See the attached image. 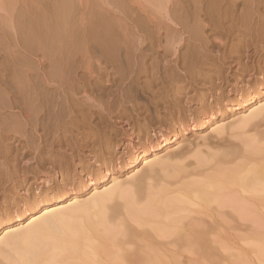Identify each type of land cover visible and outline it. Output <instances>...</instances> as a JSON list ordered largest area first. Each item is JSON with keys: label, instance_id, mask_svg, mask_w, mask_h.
Listing matches in <instances>:
<instances>
[{"label": "bare ground", "instance_id": "6f19581e", "mask_svg": "<svg viewBox=\"0 0 264 264\" xmlns=\"http://www.w3.org/2000/svg\"><path fill=\"white\" fill-rule=\"evenodd\" d=\"M193 1L195 8L191 13L189 12L190 14L180 13L188 10L177 13L183 16V19L186 17L184 23L191 15L193 22L191 21L190 24H193V27L191 26V30L185 29L189 32L186 31L189 37L194 40L189 44H181V42L175 45L170 41V44L165 42L167 46H163L165 44H161L160 40L165 36L159 40L160 44L153 43L154 38H151L152 43L148 44L142 38V33L148 31L145 30L148 28L143 29L139 25L138 30L133 27V30L131 29L133 38L124 41L125 35L122 34L125 33L126 24L124 21L122 22L125 25L119 22L120 19L126 18H122L124 14L121 13L128 12L125 10L126 0H116L118 4L111 3L112 0L96 1L93 6L95 9L98 7L99 12L92 13L96 18L91 16L92 22L89 23L92 24L87 23L81 32L79 30L82 43L79 37V44L75 43L77 39L73 43L70 42L74 40L78 31L75 34H68L66 31L67 34L61 33V38L55 40L59 34L56 32L53 39L52 36L49 38L52 42L48 39L50 43L47 45L48 49L46 48L52 56L31 59L34 61L29 63L30 60L28 61L25 58L27 55L24 54L29 50H23L22 54L25 56H22L23 59L20 58V61L23 62L22 64H29V72L21 71L22 73L18 75H15V72L14 76H5V78H2L5 73L0 76V173L2 176L6 173L9 177L13 174L18 175L21 173L20 169L24 167L23 177H27L26 169L32 164L28 161L25 162L26 164L19 163L27 155H32L31 160L36 163L34 167L39 172L37 179L41 183L48 184L51 181V178L48 179L46 176V166L51 164L53 168L57 164L63 165L60 166L61 173L65 172L69 175L68 178L79 182L75 187L58 188L56 192L49 190L45 194L40 193L43 189L38 185L40 195L25 208L17 197L16 200L12 199L13 204L19 208L13 211V214L8 210L6 215L0 216V230L4 233L0 238V256H2L0 258L4 260L6 257L4 254L8 253L7 247L4 250L2 244L14 248L13 254L15 250L17 254H12L15 260L9 258V263L1 261L0 264H186L179 259L180 255L188 256L196 252L212 255L223 249L225 239L237 234L242 220L251 222L254 232L255 229L258 230L256 225L260 227L258 231L256 230L260 242L255 248L264 261V212L261 210V206H264V102L261 99L264 96V67L259 71L260 75L257 79H253L255 81L251 83L250 87H254L252 93L248 90L250 88L239 89V81L230 83L221 74L220 76L215 74L216 79L208 77L210 72H206L205 69L211 68L212 64L209 67L205 64L209 59H211L210 63L214 60L211 52L215 49L216 52L221 53L220 60L229 57L225 55L229 48L228 44L222 43L221 39L216 40L221 37L220 35L225 37L236 35L237 47L243 49L242 55L245 54L247 59L259 55L261 48L257 44L260 41L256 42L260 39L264 41V0ZM85 2L87 1L83 3ZM68 4L69 0L67 6H70ZM113 4L119 10L116 9L114 11L117 13L110 14L109 7ZM162 4L158 5L163 7ZM137 19L134 24L139 23L136 22ZM204 21L207 24H204ZM185 25L184 28L187 26ZM169 28H165L167 38L170 34ZM161 30L155 31L161 32ZM204 31L211 32L204 38L205 34L202 35ZM151 33L152 30L150 33L147 32V34ZM183 33L185 34V31ZM160 35L162 36V33ZM175 35L177 36V33ZM223 37L222 40L225 39ZM91 38L93 40H90ZM43 44L41 43V46H46ZM25 45L23 44L22 47ZM37 46L40 49V45ZM15 50L10 51L14 54ZM169 52H174V57L171 58ZM14 55L11 64L17 68L21 65L18 62H21H16ZM9 61L10 59L6 63ZM163 61L167 62L166 65L164 63L165 66L160 65ZM231 61V63L236 61L232 67L235 66L237 72L240 71L242 74L252 72L251 69H247L246 62L244 64L243 61L242 64L240 60L237 62L238 59ZM184 62L187 63L186 65L189 62L195 64L199 69L205 66L206 71H204L208 75L204 76L205 72L201 74L203 76L197 73L189 74L184 68L188 70L187 67L192 64L186 66ZM182 63L186 67L183 68ZM25 64L24 67H28ZM181 68L184 69V74L179 71ZM221 68L224 70V67ZM193 70L189 71L193 72ZM146 76L150 79L146 80ZM203 82L211 83L209 89L202 93L200 88V93L191 94L190 88ZM225 83L230 87L228 92L225 90V93L219 92L222 88L218 90V85ZM203 87L205 88V85ZM239 90L242 91L240 96L232 97L229 94L230 91L240 93ZM211 97L213 99L209 105L210 101L207 99ZM138 99H145L147 102L144 104L143 100L140 104ZM128 102H132L133 109L128 107ZM243 107L251 108L249 115H241L228 122L222 119L219 124L213 120L214 116L216 117V114L223 109L233 112ZM112 108H118L119 111L114 110L118 113L112 111ZM128 108L131 109L129 112ZM104 110L109 112L107 115L111 111L114 112L117 121L114 122H119L118 125H121V128L117 129H121L120 141L125 144L127 150H124L125 155L122 157L123 166L135 167L141 161L144 167L128 180L113 177L109 187L96 190L89 198L78 199L76 194L84 186L83 180L79 181V179L87 175L85 181L89 184L102 183L105 181L107 174L105 172L109 170V164L113 161L119 165L120 162L119 158L116 161L117 155L115 156L114 153L115 158L112 154L108 155L109 159L105 156L108 146L104 151L100 149L102 152L98 150L101 144L99 147L96 146L103 140L90 138V127H87L90 128L89 131L83 127L84 132H79L81 136L77 132L78 127L82 128V123H87L96 113V117L99 118L97 121L98 118L95 117L98 126L96 122L91 123L94 127L97 126L99 131L102 129L101 133L103 129L106 130L107 126L100 125L103 123L108 125L107 122H111L112 118L107 121L105 113L103 114ZM198 112L199 115L196 116ZM141 120H144L143 123ZM152 120L157 124L151 123ZM213 123L217 125L210 129L211 134L200 136L202 142L196 141L197 139L191 140L187 136L181 140L177 138L180 131L187 132L192 127L201 129ZM93 124L89 123V125ZM71 126H78L75 127L77 133L71 134L67 130L70 132L67 135L65 128ZM92 130V135L96 136L98 133ZM114 131H111L112 134L115 133ZM250 131L254 134L251 135ZM174 142H177L178 148L171 149V144ZM165 149L168 150L166 157L152 158V155H156L159 150ZM60 153H65L67 157L73 159L74 166L70 161L67 162L66 156L64 158L67 161L64 162L68 164H64L61 155L60 162L58 160ZM85 153L91 156L90 161H88L89 157L86 160L88 161L86 164L81 162L87 158H84L85 155L87 156ZM21 156L25 157L21 159ZM80 163H83L81 172L77 171V165ZM95 166L97 168H94ZM4 179L11 180L5 176ZM24 181L26 179L19 181L21 187H24ZM1 183L4 184L2 181ZM18 191L22 190L18 189ZM73 196L76 199L65 204ZM39 211L43 213L36 216L35 213ZM26 217H32L26 226L14 227V223L21 224ZM190 258L186 262H189Z\"/></svg>", "mask_w": 264, "mask_h": 264}, {"label": "rangeland", "instance_id": "374dc122", "mask_svg": "<svg viewBox=\"0 0 264 264\" xmlns=\"http://www.w3.org/2000/svg\"><path fill=\"white\" fill-rule=\"evenodd\" d=\"M66 1V2H65ZM72 1V2H71ZM84 1H87V2H85V3H83ZM96 1H102V0H96ZM96 1L95 0H69V4H70V6H67V3H68V0H0V76L1 75H3L4 73V75L2 76V78L4 77L5 78V76H10V75H13L15 72H16V74L15 75H18V74H21L22 72H29V70H30V68H29V64L27 63V65H28V67H24V64H22L23 62H21L20 60V58H22V56H25V55H27L25 58H27L28 59V61H29V63L31 62V61H34V60H31V59H35V60H37V59H39V58H43V57H47V56H52L49 52H48V47H47V45L50 43V42H48L49 40H51V39H53L56 35V32L58 33L59 32V36L57 35V38H55V40L56 39H60L61 38V36H62V34H69V33H72V34H75L77 31V33L75 34L76 35V37L74 38V40L73 41H70L71 43H73L76 39H77V41H75V43H77V44H79L80 42L82 43V41H83V39L81 40V37H79V34L78 33H80L81 32V30H82V28H83V26L84 25H86L87 23L89 24V25H91L92 23H89L90 21L92 22V20H91V18L94 16L95 18H96V16L95 15H93V14H95V13H97V11L99 12V8L98 7H96V9H95V3H96ZM116 0H114V2H113V0H112V2L111 3H117L118 4V2H115ZM119 1H121V0H119ZM164 2L163 4L161 3V2ZM162 1H160L159 2V0H158V2L156 3V0H126V11H128V12H122L121 13V15L122 14H124V15H122V18H125L124 20L123 19H120V22L119 23H121V24H123V25H125V27L124 28H126L125 30H124V32L125 33H123L122 35H125V37L124 36H122V37H124L123 39H124V41H128V40H131L132 38H133V35H131V29L133 30V28L134 29H136L137 28V30H138V25H139V27H141V28H148V29H145V30H148V31H145V32H143L142 34H143V37L142 38H144V41L145 42H147L148 44L150 43H152L151 42V40L153 41V43L155 42V43H157V44H160L159 42L161 41L162 43L161 44H165V42H167V43H169L170 41V43L171 44H175V45H177L176 43H178V44H180L181 42V44H186V43H190L191 42V40H193L192 38H190L189 37V32L187 31V30H191L192 29V27H193V24H190L191 23V21H192V18H191V15H189L190 16V19L189 20H187L186 21V23H184V20L186 19V17L183 19V16H179V14H177V13H179L180 11H186V10H188V11H186V12H180V13H185V14H188L189 12L191 13L193 10H194V8H195V4H194V1L193 0H169L168 2H170V3H168L167 1H165V0H162ZM189 1V2H188ZM95 2V3H94ZM140 2V3H139ZM152 2V3H151ZM66 3V4H65ZM129 3H130V5H129ZM163 5V7H161V6H159V5H161V4ZM166 3V4H165ZM182 3V4H181ZM54 4V5H53ZM56 4V5H55ZM68 4V5H69ZM115 4H113L112 6H110L109 7V13L111 14H113V12H115V13H117L116 11H118L119 10V8L118 7H114V5ZM159 4V5H158ZM184 4V5H183ZM189 4V5H188ZM62 5V6H61ZM65 5V6H64ZM89 5V6H88ZM94 5V6H93ZM133 5H134V7H133ZM60 6V7H59ZM66 6L68 7V8H66ZM130 6V7H129ZM159 6V7H158ZM64 7V8H63ZM71 7V8H70ZM94 7V8H93ZM136 7V8H135ZM167 7V8H166ZM55 8H57V9H55ZM90 8V9H89ZM93 8V9H92ZM133 8V9H132ZM187 8V9H186ZM63 9H65V10H63ZM69 9V10H68ZM81 9V10H80ZM89 9V10H88ZM117 9V10H116ZM127 9H130V10H127ZM179 9V10H178ZM53 10V11H52ZM96 10V11H95ZM113 10V11H112ZM114 10H116V11H114ZM151 10V11H150ZM164 10V11H163ZM166 10H167V12H166ZM138 11V12H137ZM55 12V13H54ZM58 12V13H57ZM64 12V13H63ZM69 12V13H68ZM91 14H90V13ZM94 12V13H93ZM170 12V13H169ZM66 13H68V14H66ZM85 13V14H84ZM87 13L90 15H88L87 16ZM93 13V14H92ZM140 13V14H139ZM143 13V14H142ZM165 13V14H164ZM189 13V14H190ZM51 14H52V16H51ZM60 14H61V16H60ZM127 14V15H126ZM163 16H162V15ZM167 14H169L167 17H166V15ZM177 14V15H176ZM64 15L65 16H67V17H64ZM126 15V16H125ZM151 15V16H150ZM176 15V16H175ZM182 15V14H181ZM44 16V17H43ZM54 16V17H53ZM92 16V17H91ZM100 16V15H99ZM148 16V17H147ZM158 16V17H157ZM179 16V17H178ZM185 16V15H184ZM61 17V18H60ZM83 17V18H82ZM91 17V18H90ZM132 17V18H131ZM175 19H173V18ZM176 17V18H175ZM179 19H178V18ZM180 17H182L181 19L182 20H180ZM38 18V19H37ZM41 20H40V19ZM54 18H56L55 20H54ZM60 20H59V19ZM65 20V21H63V19ZM82 18V19H81ZM87 18H88V20L89 21H87ZM90 18V19H89ZM140 19V18H144L145 20H143L142 21V19L141 20H139L138 21V19L136 20V22H139V23H136V24H134L135 23V19ZM169 18V19H168ZM189 18V17H188ZM49 19V20H48ZM52 19V20H51ZM69 19V20H68ZM73 19V20H72ZM150 19V20H149ZM154 19V20H153ZM165 19V20H164ZM177 19V20H176ZM68 20V21H67ZM82 20V21H81ZM148 20V21H147ZM163 20H164V22H163ZM172 20H174V22L172 21ZM39 21V22H38ZM57 21H59V23H57ZM122 21H124L125 22V24H124V22H122ZM161 21V22H160ZM180 21H183V22H180ZM53 22H55V23H53ZM65 22H67V23H65ZM127 22V23H126ZM145 22V23H144ZM147 22H149V23H151V24H148ZM155 22V23H154ZM171 22V23H170ZM180 22V23H179ZM193 22V21H192ZM52 23H53V25H55V26H53L52 25ZM75 23V24H74ZM101 23V22H100ZM147 24V25H144V24ZM163 23V24H162ZM173 23V24H172ZM178 23V24H177ZM189 25H188V24ZM48 24V25H47ZM60 24V25H59ZM67 24V25H66ZM143 24V25H142ZM158 24V25H157ZM181 24L183 25H185L186 26V28H184V25L183 26H181ZM204 24H207L206 23V21H204ZM57 25H59V28H58V26ZM64 25V26H63ZM70 25H73V26H71L72 28H73V30H72V28L70 27ZM80 25V26H79ZM122 25V26H123ZM129 25V26H128ZM137 25V26H136ZM141 25V26H140ZM149 25V27H147ZM161 25V26H160ZM167 25V26H166ZM77 26V27H76ZM79 26V27H78ZM117 26V25H116ZM131 26V27H130ZM145 26V27H144ZM162 26H163V28H162ZM172 27V28H169V27ZM179 26V27H178ZM192 26V27H191ZM39 27V28H38ZM49 27H51L50 29H49ZM57 27V28H56ZM66 27V28H65ZM74 27H75V29H74ZM133 27V28H132ZM150 27H152V29L150 28ZM190 27V28H189ZM41 28V29H40ZM71 28V29H70ZM161 28H162V30H161ZM167 28H169L168 30L170 31L169 33L170 34H172V35H170V37H169V35H168V38H167V36H166V29ZM180 30H179V29ZM40 31H39V30ZM58 29H59V31H58ZM62 29H63V31H65V32H63L62 31ZM67 29V30H66ZM77 29V30H76ZM158 30L159 31V29L161 30V32H158V31H155V30ZM164 29V30H163ZM172 29V30H171ZM179 30V31H177V30ZM185 29H187V30H185ZM56 30V31H55ZM75 30V31H74ZM79 30H80V32H79ZM150 30H152V33L151 34H147V32H149L150 33ZM45 31V32H44ZM66 31H67V33H66ZM128 31H130V32H128ZM164 31V32H163ZM173 31V32H172ZM182 31V32H181ZM185 31V34L183 33ZM188 33H187V32ZM54 32V33H53ZM126 32H127V35H128V39H127V35H126ZM156 32V33H155ZM175 32V33H174ZM181 34H180V33ZM209 32H211V31H208V32H206L205 33V31L204 32H202V35L203 34H205V35H203V37L205 36H208V33ZM14 33V34H13ZM41 33V34H40ZM50 33H52V34H54V35H52V34H50ZM62 33V34H61ZM129 33V34H128ZM146 33V34H145ZM162 33V36L160 35V34ZM177 33V36L175 35ZM11 34H12V36H11ZM37 34V35H36ZM153 34V35H152ZM156 34V35H155ZM180 34V35H179ZM188 35V37H187V35ZM40 35H41V38H40ZM130 35V36H129ZM141 35V34H140ZM148 35H150V37H147ZM157 35H159V36H157ZM178 35H179V37H178ZM184 35H185V38L187 39H185V38H183L184 37ZM51 36H52V38H51ZM64 36V35H63ZM145 36V37H144ZM163 36H165V37H163ZM221 37H219L218 39H216V40H220L221 39V42L223 43H227L228 44V46H229V48H228V50H227V54H225L226 55V57L227 56H229V57H227V58H225L224 60H220L221 58H220V52H216L215 50L213 51V52H211V56H213V58H214V62L212 63H210L209 61H211V59H209L208 60V62L206 63V64H208V65H206L205 64V66L207 67H209L211 64V68L209 67L208 69L207 68H205V66H203L204 68L202 69V67H200V69H201V71H200V69L198 68V67H196L195 66V64L193 65L192 63V65L190 64V62L188 63V65H186L187 63H185L184 62V64L186 65V66H190V67H187V68H189L188 70L186 69V68H184V67H186V66H184V64L182 63V66H183V68L185 69H183V68H181V69H179V71L182 73V74H184L185 72L184 71H186V72H189V74H193V75H195V73H197V75H199L200 74V76H203V75H201V74H203V72H210L209 73V75L205 72L204 73V76H206V75H208V77L210 76V78L212 77V79H213V77H215L214 79H216V75H218V76H220V74L221 75H223V76H225L228 80L227 81H230V83H236L237 81H239V89L240 88H243V89H247V88H250V89H248L249 91H250V93H252L251 91L254 89V87H250L251 86V83H253L256 79H257V77L260 75V70L262 69V67H264V41L262 40L261 41V39L260 40H258L256 43H258L259 41V43L257 44V45H259V48H261V50H260V53H259V55H255V56H253V58H250V59H247L244 55H242V52L244 53V51H243V49H239L238 47H237V45L238 44H236L237 42L236 41H238L237 40V36L236 35H232V36H228V38H227V36L225 37V35H220ZM224 36V37H223ZM236 36V37H235ZM34 37H36V38H34ZM78 37L80 38V42H79V39H78ZM129 37H131V38H129ZM141 37V36H140ZM157 37V38H156ZM161 37H163V38H166L165 40L162 38V40H160L161 39ZM176 37V38H175ZM202 37V36H201ZM202 37V38H203ZM204 37V38H205ZM222 37L223 38H225V39H223L222 40ZM233 37H234V39H233ZM32 38V39H31ZM39 38V39H38ZM49 38H51V39H49ZM152 38V39H151ZM155 38H156V40H155ZM159 38V39H158ZM190 39V41H189V39ZM203 38V39H204ZM236 38V39H235ZM49 39V40H48ZM122 39V40H123ZM158 39V40H157ZM167 39H170L169 41H166ZM177 39V40H176ZM185 39V40H184ZM234 40V41H232V40ZM264 39V38H263ZM54 40V41H55ZM90 40H93V38H91ZM148 40V41H147ZM160 40V41H159ZM179 40V41H178ZM183 40V41H182ZM236 40V41H235ZM28 41V42H27ZM40 41V42H39ZM187 41V42H186ZM189 41V42H188ZM194 41V40H193ZM226 41V42H225ZM32 42V43H31ZM36 42H39L38 44L40 45V49L42 50H40L39 49V47L37 46L38 44H36ZM45 42V44H43ZM51 42H52V40H51ZM220 42V41H219ZM41 43L43 44V45H46V46H41ZM166 43V44H167ZM169 43V44H170ZM23 44L25 45V47H22L23 46ZM31 46H30V45ZM33 44V45H32ZM163 45V46H167V45ZM168 44V46H171V45H169ZM28 45V46H27ZM35 45V46H34ZM32 46H33V48H32ZM173 46V45H172ZM231 46H233L232 48H231ZM10 47H12V48H10ZM18 47H20V48H18ZM37 47V48H36ZM43 47H45V49L43 48ZM7 48V49H6ZM19 49V50H21V51H19V50H17V51H19V52H17L16 50H15V52H17V54L14 52V54H12V52L10 51L11 49H12V51H14V49ZM47 48V49H46ZM236 48V49H235ZM27 49V50H26ZM38 49V50H37ZM44 49V50H43ZM231 49H233V50H231ZM235 49V50H234ZM28 51V52H24V51ZM239 50V51H238ZM6 51H8L7 53H6ZM32 51V52H31ZM35 51V52H34ZM37 51H39V52H37ZM44 51V52H43ZM48 52V53H46V52ZM184 51V50H183ZM230 53H229V52ZM237 51V52H236ZM262 51V52H261ZM22 52H24V54L25 55H23L22 54ZM9 53H10V55H9ZM19 53H20V55H19ZM28 53V54H27ZM31 53V54H30ZM46 53V54H45ZM170 54H169V56L172 58V56L174 57V52H169ZM172 53V54H171ZM184 53H185V51H184ZM216 53V54H215ZM218 53H219V55H218ZM8 54V55H7ZM213 54V55H212ZM230 54V55H229ZM13 55L15 56V59H16V62H18V61H20L21 63H19L18 62V64H21V65H18V67L16 68L15 67V65H13V64H11L12 63V60H13ZM29 55V56H28ZM218 55V56H217ZM238 55V56H237ZM9 56H10V58H9ZM242 56V57H241ZM259 56V57H258ZM13 57V58H12ZM29 57H30V59H29ZM216 57V58H215ZM218 57V58H217ZM242 58V59H240V58ZM244 57V58H243ZM263 57V58H262ZM7 58H8V60L10 59V63L8 62V63H6L8 60H7ZM17 58H19V59H17ZM220 58V59H219ZM23 59V58H22ZM238 59V61L237 62H240L241 61V63L243 62L244 64H245V62H246V67H247V69L248 70H250L251 69V71L252 72H248V73H245V74H242V73H240V71H238L237 72V69H236V67L235 66H233L232 67V65L233 64H235L236 63V61H234V63H231L232 61L231 60H237ZM5 60V61H4ZM240 60V61H239ZM251 60V61H250ZM23 61V60H22ZM263 61V62H262ZM3 62V63H2ZM222 62V63H221ZM225 62V63H224ZM164 63H165V61H163V63H160V65H162V66H165L166 64H167V62L165 63V65H164ZM210 63V64H209ZM218 63V64H217ZM221 63V64H220ZM228 65H227V64ZM242 63V64H243ZM9 64V66L10 65H12V66H7ZM217 64V65H216ZM6 65V66H5ZM26 64H25V66H27ZM221 68V67H224V70L221 68V69H219V67ZM257 68H256V67ZM6 67H8V68H6ZM191 67H192V69H194L193 70V72L192 71H189V70H192L191 69ZM196 69H195V68ZM249 67V68H248ZM260 67V68H259ZM5 68V69H4ZM14 70H13V69ZM19 68V69H18ZM21 68V69H20ZM25 68H27V69H25ZM213 68V69H212ZM228 68V69H227ZM230 68V69H229ZM9 69H10V71H9ZM29 69V70H28ZM198 69H199V71H198ZM211 69V70H210ZM218 69H219V71H218ZM236 69V70H235ZM8 72H7V71ZM11 70H12V72H11ZM24 70V71H23ZM184 70V71H183ZM205 70V71H204ZM209 70V71H208ZM223 70V71H222ZM18 71H20V72H18ZM22 71V72H21ZM163 71V70H162ZM196 71V72H195ZM254 71V72H253ZM9 72H11L10 74H9ZM161 72V71H160ZM199 72V73H198ZM202 72V73H201ZM257 72V73H256ZM6 74H8V75H6ZM216 74V75H215ZM213 75H215V76H213ZM250 77H249V76ZM14 76V75H13ZM239 77V78H238ZM254 77V78H253ZM0 79H1V77H0ZM144 79H145V77H144ZM150 79V77L148 78L147 76H146V80H149ZM238 79V80H237ZM253 79H255V80H253ZM203 83H204V85H205V88L203 87L204 85H203ZM203 83H201V84H198V86L197 85H195L196 87H194V86H192L190 89H192V92H191V94H194V93H200V90H202L201 92L203 93L204 92V90L205 91H207L208 89H209V84L211 85V83L210 82H207L206 84H205V82H203ZM227 85V86H226ZM220 86H222V87H220ZM207 87V88H206ZM195 90H194V89ZM201 88V89H200ZM218 90H219V88H222V89H220L219 90V92H224L225 93V91L226 92H228L227 90H228V88H230L229 86H228V84L227 83H225V85L224 84H221V85H218ZM227 88V89H226ZM198 91H197V90ZM200 89V90H199ZM225 90V91H224ZM194 91V92H193ZM240 91V90H239ZM242 93V91H240V93H237V92H234V91H230L229 92V94L232 96V97H234V96H240L239 94H241ZM227 94V93H226ZM225 94V95H226ZM228 95V94H227ZM212 97L211 98H209V99H207V100H209L210 102H208V104L210 105L211 104V102H212ZM262 99V102H264V96L261 98ZM139 100V103L140 104H142V102H143V100H144V104L147 102L145 99H138ZM141 100V101H140ZM130 102H128V107L130 108L131 107V109H133L132 108V102L129 104ZM137 103H138V101H137ZM213 103H215V102H213ZM132 104V105H131ZM130 105V106H129ZM118 107V106H117ZM118 108H121L120 106L118 107ZM118 108H116L118 111H119V109ZM128 108V112L131 110V109H129ZM113 109V108H112ZM111 109V110H112ZM115 108L112 110V111H117ZM226 109H223L222 110V112H220V113H218V114H216V117L214 116V118H213V120L215 121V122H218V124H219V122H222V119H224V121H230V120H232V119H234V118H236V117H240L241 115L242 116H247V115H249V113H250V110H251V108H248V107H243V108H241V109H237V110H235V111H231V110H228V111H225ZM105 112H103V114L105 115V117H107V118H109V119H107L106 118V120L107 121H110L111 120V118H112V120H111V122H107L106 120H105V122H107V123H109V124H111V126L108 124V125H106L105 123H103V124H101L100 126H102V125H105V126H107V131L105 130V129H103V131H102V133H101V130L99 131L97 128V121H99V118L98 117H96V115H97V113L96 114H94L95 115V117H96V119H97V121H96V119H95V117L93 116V120L90 118L89 119V123L90 124H93V123H91L92 121L93 122H96L95 124L97 125V126H95L94 127V124L93 125H89V123L87 122V123H85V124H87V126L84 124V123H82L83 124V126H81L82 124H80V126L82 127V128H80V127H78V126H75V127H78V130L74 127V126H71V127H68V129L67 128H65V130L67 131V130H69L70 132H71V134H72V132H73V134L76 132V130H77V132H78V134H80V136H81V133H79V132H81V131H83L84 129H83V127H85V129H87V127H90L91 128V130L92 129H94V131L96 132V134L98 133H101L100 135H96V136H99L98 138L96 137V136H93L92 134H93V130H92V133L90 132L91 130H90V128H88L87 130L89 131V134H90V138H96V139H98L97 141H100V139L101 140H103V141H100L98 144L99 145H97L96 147H99L100 146V144H101V146L100 147H102L105 143L107 144V145H104L102 148H100L99 147V151H101L102 149V151H104L106 148H107V146H108V148L106 149V151L107 152H105L104 154H105V156L109 159L110 157H108V155L110 156V154H112L113 155V153H114V155L117 157V159H116V161L118 160V158H119V160L118 161H120V162H118V164L119 165H117V163H114L113 161H112V163L111 164H109V170H106V172L105 173H107L106 174V176H105V181L104 182H102V183H99V184H89L87 181H85V178L87 177V175L86 176H83V178L82 179H79V181H82V182H84L83 184H84V186L82 187V189H81V191H79L78 192V194H76L78 197V199H86V198H89V197H91L93 194H94V192L96 191V190H103V189H105V188H107V187H109L111 184H112V182H111V179L113 178V177H119V179L120 180H123V179H127L128 180V178L129 177H132L134 174L136 175V173H138V172H140V170L142 171L143 170V167H144V164H143V162H138L137 163V165L135 166V167H129V168H125L124 166H123V158L122 157H124V152L125 151H127L126 149H125V144H123L122 143V141H120V139H121V135H120V130L121 129H117V128H121L120 126L121 125H118L119 124V122L118 123H115V122H117L116 121V116H114L115 114H114V112H112L111 111V113L109 114V115H107L109 112L107 111V110H104ZM225 111V112H224ZM199 112H200V114H201V109H199ZM199 112H198V114H196V116H198L199 115ZM115 113H118V112H115ZM137 112L135 111V114H136ZM235 113V115H233ZM107 115V116H106ZM109 116V117H108ZM115 119V120H114ZM95 120V121H94ZM115 121V122H114ZM142 121V123H143V121L144 120H141ZM112 122H114V124L112 123ZM151 123H156L155 122V120H152V121H150ZM149 122V123H150ZM157 124V123H156ZM89 125V126H88ZM159 125V124H158ZM157 125V126H158ZM215 125H217V123H213L211 126H209V127H204V128H201V129H193V127L191 128V130H189V131H187V132H184V131H180L179 132V135H178V139L179 140H181V139H183L185 136H187V137H190V139L192 140H195V139H197L196 141H198V142H200L201 141V137L203 136H205L206 134H211V128H213V126L215 127ZM116 126V127H115ZM164 126H166L167 127V125H164ZM109 127H111L112 129H114L113 127H115V131L114 130H112L111 128H109ZM163 127V126H162ZM161 127V128H162ZM70 128V129H69ZM75 128V129H74ZM80 128V129H79ZM263 128H264V126H263ZM71 129L73 130L74 129V131H71ZM97 129V130H96ZM109 129H111V130H109ZM87 130H85V132L87 131ZM158 131H159V127H158V129H157ZM69 131H67L66 132V134L68 133H70ZM88 131L86 132V133H88ZM114 131L115 133H113L112 134V132ZM210 131V132H209ZM76 132V133H77ZM84 132V131H83ZM106 132V134H104L103 135V133H105ZM117 132V133H116ZM75 133V134H76ZM109 133V134H108ZM183 133H184V135H183ZM186 133V134H185ZM249 133V132H248ZM67 134V135H68ZM250 134L252 135V134H254L253 133V131L251 132L250 131ZM249 134V135H250ZM94 135H95V133H94ZM110 135V136H109ZM112 135V136H111ZM183 135V136H182ZM103 136V137H102ZM110 137V139L109 138H107V137ZM201 136V137H200ZM104 138V139H103ZM201 138V139H200ZM104 140H106L105 142H104ZM110 141V142H109ZM202 141H203V139H202ZM201 141V142H202ZM121 142V143H120ZM102 143H103V145H102ZM114 147V149H113V147ZM178 146V144H177V142H174V143H172L171 144V149H175V148H178L177 147ZM109 148H110V150H112V152L109 150ZM170 148L168 149V150H170ZM101 149V150H100ZM109 150V151H108ZM114 150V151H113ZM125 150V151H124ZM168 150H159L158 151V153L156 154V155H152V158H155V157H160V156H165L166 157V153L168 152ZM101 151V152H102ZM194 151V150H193ZM56 153H57V151H56ZM63 154H64V156H63ZM60 153L59 154V157H58V160L60 161V160H62V158H64L65 156H66V154L65 153ZM85 154H87V156L85 155V157H84V154H82V157H84V158H86V159H84V158H82V157H80V158H82V160L83 161H81V162H85V164L86 163H88V161H90V157L88 156V153H85ZM60 155H61V157L62 158H60ZM114 155H113V157H114ZM119 156V157H118ZM25 156H21V159H23ZM32 155H27V157H25L23 160H22V162L21 163H19L20 165L21 164H26L25 162L26 161H28L29 162V164H32L30 167H28L27 169H26V167H25V169H26V173H25V176L27 175V177H23L24 176V172L23 171H25L23 168L24 167H22L20 170H21V173H19L18 175L16 174H13V176L11 175V177H9V174L8 173H6V174H4V176L5 177H7V178H11V180L10 179H4V176H2V173H0L1 175H0V178H2V180H0V183H1V181L4 183V184H2L1 186H0V216H3V215H6V212L9 210L10 212H11V214H13L15 211H17V209L19 208V206L17 207L15 204H13V201H12V199L13 200H16V197L18 198V200H19V202L21 201L22 202V207L23 208H25L26 206H29V204H32V202H33V200L38 196V195H40V193L41 194H45V193H47L49 190H53V192H56V190H58V188H60V189H62V188H64V187H68V188H70V186H73V187H75V185L76 184H78L79 182H76L75 180H73V179H71V178H68L69 177V175H67V173H65V172H62L61 173V171H60V166L61 167H63V165H58L57 164V166H55L54 168L52 167V164L51 165H49V164H47V165H49L48 167H50V168H48L47 166H46V170H47V174L49 173V174H51V175H47L46 174V172H45V170H44V172H45V174H46V176L48 177V179H50L51 178V181L47 184L46 182L44 183V182H40V180L39 179H37L38 177H39V172H38V170L34 167V166H36V163H33V161L34 160H31L32 158ZM67 157V156H66ZM88 157H89V160H88ZM60 158V159H59ZM69 157H67L66 159L68 160H66L65 158V160L63 159L62 161L64 162V161H67V162H69L70 161V163L74 166V163H75V161L72 159H68ZM115 158V157H114ZM86 160H88L87 162H86ZM72 161V162H71ZM122 161V162H121ZM61 162V161H60ZM114 163V164H113ZM64 164H68V163H66V162H64ZM78 164V163H77ZM110 165H111V167H110ZM67 166V165H66ZM34 168V169H33ZM48 168V169H47ZM55 169V168H57L56 169V171L54 170L53 171V169ZM94 168H97V166H95ZM23 169V170H22ZM65 169V168H64ZM76 169V168H75ZM83 169V163H80L79 165H77V171H80L81 172V170ZM11 170V169H10ZM35 170H37V171H35ZM104 170V169H103ZM9 172H11V171H9ZM23 172V173H22ZM57 173V174H56ZM36 174H38V176H36ZM52 176V177H51ZM14 177V179H12ZM17 178V179H16ZM19 178V179H18ZM25 180L26 179V181H24L23 183H24V187H21L20 186V183H19V181H21V180ZM153 180V179H152ZM5 181V182H4ZM19 184H18V183ZM152 182V181H151ZM154 182V181H153ZM42 185H41V184ZM44 183V184H43ZM47 184V185H46ZM17 185V186H16ZM39 185V188L40 189H43L42 190V192L40 191V189L38 190L37 189V186ZM23 188V189H22ZM18 189L19 190H22V191H18ZM29 189V190H28ZM9 190V191H8ZM39 191H40V193H39ZM4 192V193H3ZM75 196V195H74ZM74 196L71 198V199H69V201H66V203L65 204H67V202L69 203V202H73L76 198H74ZM7 197V198H6ZM10 201V203H8ZM12 202V203H11ZM26 203V204H25ZM24 204V205H23ZM17 207V208H16ZM11 208V209H10ZM261 210H262V212H264V206H261ZM8 211V212H9ZM14 211V212H13ZM43 213V211H39V212H36L35 214H36V216H39L40 214H42ZM1 218V217H0ZM32 220V217H26V218H24L23 220H22V223L21 224H19V222L18 223H14V227L15 228H20V227H22V226H26L30 221ZM4 226H5V224H4ZM256 227L258 228V230H259V228L260 227H258L257 225H256ZM255 227V228H256ZM251 228H253V225H252V223L251 222H249V221H246V220H242L241 221V223H240V227H239V230L237 231V234H235V235H231V236H228L226 239H225V247L223 248V249H220V250H218L217 251V253L216 252H214L212 255L211 254H201L200 252L198 253V252H196V253H192V254H190V255H180L179 256V259L181 260V261H183V262H185L186 264L188 263H191V264H264V261H262V259H261V257H260V254L257 252V250H256V245L260 242V238L258 237V233L256 232V230L257 229H255V232H254V228L253 229H251ZM257 230V231H258ZM4 236V233H3V230H0V238H2ZM3 246H1V247H3V249L5 250V247H7L6 248V251H8V253L6 252V254H4V255H6V257H7V260H6V257H4V255H3V257L5 258L4 260H2L1 258H0V262L2 261V262H6V263H9L10 261V259L13 261V259L15 260L16 258L14 257L13 258V255H15V254H17V253H15V251H14V254H13V250H14V248H10V247H8V246H5L4 244H2ZM13 249V250H12ZM13 254V255H12ZM11 255H12V257H11ZM10 256V257H9ZM17 256V255H16ZM210 256V257H209ZM0 257H2V256H0ZM191 257V258H190ZM10 258V259H9ZM188 258H190V260H189V262H186V261H188L187 259ZM184 259H186V260H184ZM192 260V261H191ZM9 261V262H8Z\"/></svg>", "mask_w": 264, "mask_h": 264}]
</instances>
